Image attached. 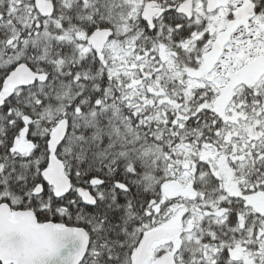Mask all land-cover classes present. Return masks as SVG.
<instances>
[{
	"label": "snow or ice",
	"instance_id": "obj_1",
	"mask_svg": "<svg viewBox=\"0 0 264 264\" xmlns=\"http://www.w3.org/2000/svg\"><path fill=\"white\" fill-rule=\"evenodd\" d=\"M0 264H264V0H0Z\"/></svg>",
	"mask_w": 264,
	"mask_h": 264
}]
</instances>
